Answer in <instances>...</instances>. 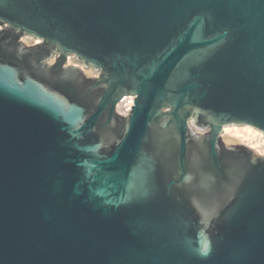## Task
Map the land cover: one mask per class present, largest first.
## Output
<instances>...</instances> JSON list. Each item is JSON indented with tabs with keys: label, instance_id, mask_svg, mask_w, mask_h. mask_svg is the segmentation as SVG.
<instances>
[{
	"label": "water",
	"instance_id": "1",
	"mask_svg": "<svg viewBox=\"0 0 264 264\" xmlns=\"http://www.w3.org/2000/svg\"><path fill=\"white\" fill-rule=\"evenodd\" d=\"M3 25L0 264H264V157L221 139L264 135V0H0Z\"/></svg>",
	"mask_w": 264,
	"mask_h": 264
},
{
	"label": "bare ground",
	"instance_id": "2",
	"mask_svg": "<svg viewBox=\"0 0 264 264\" xmlns=\"http://www.w3.org/2000/svg\"><path fill=\"white\" fill-rule=\"evenodd\" d=\"M34 42H38V40H35ZM79 68L83 69L81 65H79ZM258 137L264 138L261 132L249 126H224L221 139L225 144L238 143L253 151L255 149V146H258L259 144V141H256ZM259 152L258 150H256V153L259 154ZM260 156L264 157L263 154Z\"/></svg>",
	"mask_w": 264,
	"mask_h": 264
},
{
	"label": "flooded vegetation",
	"instance_id": "3",
	"mask_svg": "<svg viewBox=\"0 0 264 264\" xmlns=\"http://www.w3.org/2000/svg\"><path fill=\"white\" fill-rule=\"evenodd\" d=\"M0 30L3 31V32H8V28H7L6 25L0 26ZM35 40H38V39L31 38V37H28V36L17 35V42L23 44L26 47L40 46V47L44 48L45 50H47L48 52L51 51L52 57L49 59V61L47 62V64L50 65V66H54L55 64H57L58 63V59H59V54L56 53L53 50L48 49L39 40H38V42H34ZM70 60H72L73 62H76V64L69 62ZM79 65H81V64L76 60V58L74 56H67L65 58V63L63 64V67H69V66L79 67ZM96 76H87V77H96Z\"/></svg>",
	"mask_w": 264,
	"mask_h": 264
},
{
	"label": "built area",
	"instance_id": "4",
	"mask_svg": "<svg viewBox=\"0 0 264 264\" xmlns=\"http://www.w3.org/2000/svg\"><path fill=\"white\" fill-rule=\"evenodd\" d=\"M134 97L132 96H123L120 101L115 106V112L122 117H126L133 107ZM119 105V107H118Z\"/></svg>",
	"mask_w": 264,
	"mask_h": 264
},
{
	"label": "rangeland",
	"instance_id": "5",
	"mask_svg": "<svg viewBox=\"0 0 264 264\" xmlns=\"http://www.w3.org/2000/svg\"><path fill=\"white\" fill-rule=\"evenodd\" d=\"M69 62H71V63H74V64H76V62H73L72 60H70ZM83 68V67H82ZM82 70H84V73L87 75V76H96L97 74H96V72H94L93 70H89V69H82ZM237 127H242V126H237ZM263 135V134H262ZM222 136V135H221ZM264 136V135H263ZM256 141H259V144H258V146H255V151L253 150V153L256 155V156H260V155H262L263 154V156H264V138H262V137H258L257 138V140ZM254 143V142H253ZM230 144H238V143H228V144H226V145H230ZM256 150H258V152H259V154L258 153H256Z\"/></svg>",
	"mask_w": 264,
	"mask_h": 264
}]
</instances>
